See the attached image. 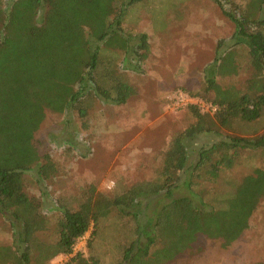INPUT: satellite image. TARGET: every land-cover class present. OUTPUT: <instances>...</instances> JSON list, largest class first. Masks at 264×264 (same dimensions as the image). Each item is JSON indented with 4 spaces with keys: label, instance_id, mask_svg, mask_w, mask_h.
Returning <instances> with one entry per match:
<instances>
[{
    "label": "trees",
    "instance_id": "16d2710c",
    "mask_svg": "<svg viewBox=\"0 0 264 264\" xmlns=\"http://www.w3.org/2000/svg\"><path fill=\"white\" fill-rule=\"evenodd\" d=\"M140 1L0 0V215L14 231L13 243H0V264H47L72 255L90 230L91 256L79 253L73 258L77 264H166L199 235L221 239L228 247L249 228L264 198V168L245 177L222 204L211 203L207 194L214 190L209 184L233 169L242 151L264 148V133L252 139L228 135L202 148L198 162L187 167L188 141L234 131L235 120L249 124L264 116V0H226L231 6L226 15L236 27L233 46L248 50L255 70L247 89L224 88L216 79L233 72L229 50L205 70L206 95L214 93L205 98L217 110L211 115L188 105L196 122L172 137L154 178L121 184L112 192L91 188L74 209L58 204L59 237L36 242L47 222L41 200L26 190L25 174L37 169L44 182L57 175L58 167L49 155H41L35 135L47 110L63 113L91 93L118 105L128 102L133 88L104 51L105 43L119 40L117 47L129 49L134 42V53L146 57L147 35L126 34L123 27L127 5ZM182 174L186 178L180 183ZM177 187L190 195L175 197ZM151 206L153 216L143 214ZM105 226L123 236L115 239L116 252L99 258L93 249Z\"/></svg>",
    "mask_w": 264,
    "mask_h": 264
},
{
    "label": "rangeland",
    "instance_id": "374dc122",
    "mask_svg": "<svg viewBox=\"0 0 264 264\" xmlns=\"http://www.w3.org/2000/svg\"><path fill=\"white\" fill-rule=\"evenodd\" d=\"M230 10L226 0H141L127 5L124 31L147 35L149 50L142 51L146 57L140 59L134 53V42L129 49L117 47L119 40L105 43L104 53L133 88L128 102L118 105L91 93L63 113L47 110L35 135L41 155H49L58 167L57 175L44 182L39 181L37 169L25 174L26 190L41 200L47 222L36 242L52 243L59 237L62 213L56 209L58 204L74 209L91 188L112 192L121 184L130 186L154 178L172 137L196 122L188 105L176 104L177 94L182 92L200 104L205 103L204 107L191 105L198 106L203 113L214 114L209 108L212 103L205 98L214 94L206 95L205 70L229 50L234 53L230 67L233 72L216 79L224 88L247 89L255 70L248 50L233 46L236 27L226 15ZM233 126L234 131L223 129L222 134L206 133L188 141L187 167L191 169L198 162L202 148L217 144L228 135L252 139L264 133V116L249 124L235 120ZM258 168H264V148L242 151L235 167L209 184L214 190L207 194V200L222 204ZM185 178L182 174L180 183ZM111 184L113 187L109 188ZM174 192L175 197L190 195L185 187H177ZM146 206L147 202L137 209ZM258 207L249 228L230 246L224 247L221 239L199 235L189 249L166 264H264V198ZM153 209L146 208L143 214L152 217ZM119 223L120 220L115 225ZM106 226L93 249L99 258L116 252L115 239L123 236ZM13 232L10 222L0 215V243H13ZM91 233L92 230L77 243L71 256L61 255L47 264H77L73 258L79 253L89 259Z\"/></svg>",
    "mask_w": 264,
    "mask_h": 264
},
{
    "label": "built area",
    "instance_id": "2783aa9c",
    "mask_svg": "<svg viewBox=\"0 0 264 264\" xmlns=\"http://www.w3.org/2000/svg\"><path fill=\"white\" fill-rule=\"evenodd\" d=\"M192 103L198 104L199 107H204L205 106V103L204 104H200L199 101H196L195 99H193L192 97L188 96L187 94H184L182 92H179L177 94V102H176V104L178 106L191 105ZM209 108H212V111H214V112L217 110L213 106H210ZM108 187L112 188L113 184L109 185ZM84 238L85 237H83L82 239H84ZM69 256H71V255H69Z\"/></svg>",
    "mask_w": 264,
    "mask_h": 264
}]
</instances>
